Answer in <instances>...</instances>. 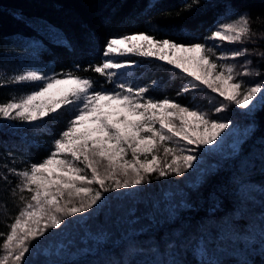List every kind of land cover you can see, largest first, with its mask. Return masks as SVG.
<instances>
[{
  "label": "snow or ice",
  "instance_id": "obj_1",
  "mask_svg": "<svg viewBox=\"0 0 264 264\" xmlns=\"http://www.w3.org/2000/svg\"><path fill=\"white\" fill-rule=\"evenodd\" d=\"M159 2L149 0L145 14ZM199 5L200 0H191V3L185 0L182 8L190 12ZM149 24L144 31L110 35L98 63H89L86 67L76 64L75 71L69 69L52 74L27 70L0 81V87L8 83L35 85L26 93L0 102V120L18 122L10 123V127L27 124L33 131L43 130V124L36 122L46 121L49 117L55 120L57 115L63 114L62 110L72 113L66 129L52 141L47 157L20 169L7 163L2 165L6 172L0 171V180L12 184L9 177L17 178L11 195L18 198L19 211L7 225L9 230L0 233L3 237L0 264H32L29 257L33 252L45 257L53 252L71 253L75 241L48 237L57 231L62 233L73 223L83 227L80 242L90 252L96 254L103 247L118 257L108 264H138L135 256L140 254H150L153 257L150 264H191L188 260L174 258L182 245L190 254L199 257V264H209L205 257L213 255L212 242L222 238L225 230L233 233V240L242 252L258 251L264 258V195L258 211V233L250 231L246 222L239 227L234 223L238 212L234 207L216 225L219 232L201 231L200 225L190 231L191 226L184 227L182 222L181 226L169 228L157 238L156 233L166 225L182 221L183 212L197 210L187 199L167 204L163 220L145 213L143 219L148 223L141 227H136L142 219L138 207L128 209L129 219L124 222L125 230L119 235L103 223H98L95 228L89 224L112 199L125 198L126 194L135 193L132 190L150 184L153 174L161 179L169 175L183 177L189 170L197 171L200 173L198 181L189 187L198 189L207 175L206 170L200 169L202 156L218 146L229 134L226 130L234 127L232 121L212 119L199 107L183 105L168 96L158 99L148 95L161 87L156 81L151 86L125 82L121 78L124 70L138 65L134 60L118 57L154 58L179 69L191 79H186L177 96L203 86L222 98L214 109L215 114L226 111L230 105L246 110V115L264 109V81L247 85L240 79L260 77L264 72L251 68V59L239 65L242 71L237 70V64L227 62L250 55L264 58V51L247 47L223 49L225 42L255 43L253 36L264 40V32L252 30L249 12H237L226 3L225 12L213 25L210 35L202 42L187 44L169 35L157 37L156 33L164 29L156 23ZM185 31L180 29L178 34L184 35ZM187 35L195 33L188 31ZM65 46L69 50L73 47L66 40ZM79 71L99 74L112 84V88L98 85L96 80L80 75ZM245 131L250 132L251 128ZM260 165L264 175V155ZM251 167L254 170L255 164ZM232 182L237 185V192H243L254 181L245 174L233 176ZM258 183L264 191V182ZM113 192L118 195H107ZM166 198L171 199V196ZM211 200L208 212L215 216L224 208V201L215 194L211 195ZM153 207L159 208V205ZM77 217L80 219H75ZM113 227H121L119 217ZM42 264H51V260L46 259ZM213 264L221 262L217 260ZM239 264L251 262L245 260Z\"/></svg>",
  "mask_w": 264,
  "mask_h": 264
},
{
  "label": "trees",
  "instance_id": "obj_2",
  "mask_svg": "<svg viewBox=\"0 0 264 264\" xmlns=\"http://www.w3.org/2000/svg\"><path fill=\"white\" fill-rule=\"evenodd\" d=\"M187 2L191 3V0ZM148 3L149 0H0V72L3 70V74L7 75L11 68L15 67H20L22 70H41L49 74L69 69L75 71L76 64L86 67L89 63L100 62L105 42L110 35L144 31L150 27L149 22L156 23L164 29L156 33L157 37L169 35L178 42L186 44L202 42L205 36L210 35L213 25L225 12L226 3H230L237 12H249L252 17V30L257 33L264 32V0H200L199 7H194L190 12L182 8L185 0H160L145 14ZM180 29L186 30L184 35L178 34ZM188 31L195 35H187ZM65 40L72 44L71 50L65 46ZM252 40L256 42L246 44L225 42L223 49L247 47L264 51V40L257 36H253ZM21 50L24 54H17ZM118 59L134 60L138 65L124 70L121 78L125 82L130 80L137 86H151L152 82L156 81L161 85L148 95L158 99L164 96L171 97L183 105L206 110L212 119L230 120L233 125L251 128V131L235 152L210 151L202 156L200 169L206 170L207 175L198 189L193 190L189 187L190 184L198 181L200 173L197 171L189 170L183 177L169 175L161 179H157L153 174L150 184L132 190L136 194L128 193L125 198L112 199L101 214L90 220L89 224L95 228L98 223H103L104 227L119 235L125 230L124 222L129 219L128 209L138 207V215L142 219L141 224L136 227H141L148 223L143 219L145 213H152L158 220H163V210L167 204L187 199L197 210L183 212L182 221L166 225L156 233L157 238L169 228L181 226L182 222L184 227L191 226L190 231L196 230L200 225L201 231L219 232L220 229L216 228V225L225 213L231 212L234 207L238 209L234 223L239 227L246 222L250 231L258 233L260 224L258 211L261 196L264 195L261 183H258L264 182L260 165L261 156L264 155V144L261 143L264 141V109L254 110L246 115L242 109L230 105L226 111L215 114L214 109L222 98L203 86L198 90L177 96L186 79H191L186 78L179 69L154 58L123 56ZM247 59L253 61L251 68H259L264 72V58L258 55L242 57L236 60V64L239 66ZM238 70L242 71L240 67ZM79 74L93 78L98 85L104 84L107 89L112 88V84L107 83L104 77L93 71H79ZM244 79L245 84L252 85L255 81H264V75L246 76ZM34 87V84L29 83H8L0 87V102H7L20 91L27 92ZM62 112L63 114L57 115L55 120L49 117L46 121L36 122L43 124V130L37 131H33L27 124L10 127V123L15 125L18 122L0 120V171L6 172L2 167L4 163L20 169L47 157L52 149V141L66 129L72 115L70 111L62 110ZM253 163L254 170L251 167ZM245 174L254 182L248 184L243 192H237V185L232 182V177ZM9 179L13 181L12 184L0 180V233L9 230L7 225L19 211L18 198H13L11 195V188L14 187L17 178L9 177ZM212 194L221 197L224 201V208L215 216L208 212L212 203ZM107 195L115 197L118 193ZM166 196H171V199H167ZM156 204L159 208L153 207ZM117 217L120 218L119 229L113 227ZM83 235V227L73 223L62 233L57 231L55 235L48 237L57 241H75L71 252L79 253L76 257L56 264H108L109 261L118 258L103 247L93 254L88 247L81 244ZM92 239L99 238L92 237ZM2 240L3 237H0V243ZM78 248L85 250L80 252L82 249ZM212 248L213 255L205 257L209 264L217 260L221 264H239L240 261L245 260L250 261L251 264H264V258L258 251H251L248 254L242 252L233 240V233L227 230L224 231L222 238L218 237L212 242ZM55 256L52 253L49 257H45L41 253L33 252L29 259L32 264H42L46 259L51 260ZM174 258L199 264V257L190 254L184 245ZM135 259L138 264H150L153 257L150 254H140L136 255Z\"/></svg>",
  "mask_w": 264,
  "mask_h": 264
},
{
  "label": "rangeland",
  "instance_id": "obj_3",
  "mask_svg": "<svg viewBox=\"0 0 264 264\" xmlns=\"http://www.w3.org/2000/svg\"><path fill=\"white\" fill-rule=\"evenodd\" d=\"M209 43H214V42L209 41ZM23 52L24 51L21 50L17 54L23 55L24 54ZM227 62L236 64V61H232V60H229ZM238 68H239V66H238ZM238 68H237V70H238ZM24 71H27V70H22L20 67L19 68L15 67V68H11V71L7 75H4L3 70H2L0 72V80H4L5 78L12 77V76L19 74V73H22ZM238 71H240V70H238ZM240 79H242L243 81H246L244 79V77H240ZM128 82L131 83L130 80ZM257 82H260V81H257ZM257 82L255 81V83H257ZM255 83H253L252 85H254ZM28 91H30V90H28ZM23 93H26V92L20 91L19 93H17L16 96H19ZM243 111L246 112V110H243ZM246 129L247 128H245V127H240V126L234 125V127L230 128L229 130H226V132L229 134L225 135L224 139L219 142L218 146H216L214 149H212L210 151H219L220 150L223 153L235 152L237 150V147H239V145H240V141H243L245 136L248 134V132L246 133V131H245ZM210 151H208V152H210ZM84 250H85V248H83L80 252H82ZM50 255H52V253ZM54 255H56V256L51 258V264H56L58 262H64L71 257L78 256L79 253L78 252H71V253L64 252L63 254H61L59 252H53V256Z\"/></svg>",
  "mask_w": 264,
  "mask_h": 264
}]
</instances>
